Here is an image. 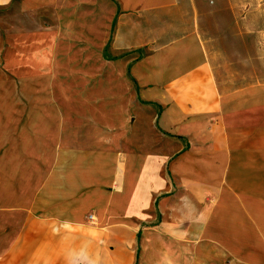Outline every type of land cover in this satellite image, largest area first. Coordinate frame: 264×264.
Returning <instances> with one entry per match:
<instances>
[{
  "label": "crops",
  "instance_id": "0c3cea01",
  "mask_svg": "<svg viewBox=\"0 0 264 264\" xmlns=\"http://www.w3.org/2000/svg\"><path fill=\"white\" fill-rule=\"evenodd\" d=\"M222 2L0 0V264H264V78L216 70ZM257 2L228 0L234 24ZM112 7L115 45L151 49L130 70L162 151L91 143L58 100L63 12Z\"/></svg>",
  "mask_w": 264,
  "mask_h": 264
},
{
  "label": "rangeland",
  "instance_id": "374dc122",
  "mask_svg": "<svg viewBox=\"0 0 264 264\" xmlns=\"http://www.w3.org/2000/svg\"><path fill=\"white\" fill-rule=\"evenodd\" d=\"M225 1L213 8L203 26L214 63L222 67L216 70L230 78L238 77L241 82L264 78V65L254 64L259 60L254 58L264 57V50L258 47L264 37L262 4L257 2L253 5L255 25L249 28L245 19L234 24L228 0ZM79 9L66 8L62 15L58 85L66 87L67 93L57 94L68 117L77 118L80 123L74 127L80 128L86 139L98 145L115 143L116 146L141 151L167 149L171 143L158 130L157 108L140 100L138 86L130 70L131 61L151 49L145 46L138 50H123L115 45L114 36L118 29L115 14L119 9L112 7L106 12H94L92 17L84 8ZM52 24L51 19L46 22L47 26ZM144 26L158 28L157 33L164 34L173 28L172 24ZM238 26L242 33L237 32ZM94 120L101 123L95 124ZM90 225L93 227L92 238L96 240L93 255L97 259L96 246L100 247L106 240L99 238L93 223Z\"/></svg>",
  "mask_w": 264,
  "mask_h": 264
},
{
  "label": "built area",
  "instance_id": "2783aa9c",
  "mask_svg": "<svg viewBox=\"0 0 264 264\" xmlns=\"http://www.w3.org/2000/svg\"><path fill=\"white\" fill-rule=\"evenodd\" d=\"M89 219H94V214L91 213V214L89 215Z\"/></svg>",
  "mask_w": 264,
  "mask_h": 264
}]
</instances>
